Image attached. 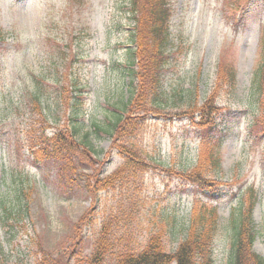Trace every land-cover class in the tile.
<instances>
[{"label":"rangeland","instance_id":"rangeland-1","mask_svg":"<svg viewBox=\"0 0 264 264\" xmlns=\"http://www.w3.org/2000/svg\"><path fill=\"white\" fill-rule=\"evenodd\" d=\"M170 1L173 67L168 84L178 91L171 92L169 107L175 110L190 101L204 102L220 64L233 65L237 85L220 100L228 108L221 120L222 167L214 195L197 196L193 187L161 170L147 174L144 203L152 207L153 214L142 218L137 238L143 243L160 227L156 213L172 209L178 227L172 243L183 239L194 202L202 196L204 203L219 209L213 256L216 264H228L231 213L247 190L255 187L261 200L252 212L258 233L253 251L264 258V133L254 124L251 101L252 75L261 56L264 0ZM120 2L123 0H0V236L13 263L30 264L38 243L53 251L70 241L74 225L96 201L82 190L65 191L53 162H32L25 142L26 100L38 81L49 91L44 96L47 115L53 119L57 111L52 59H56L58 47L67 49L70 58L76 55L72 70L85 83L88 121L77 139L82 141L88 133L87 145L95 153L86 151L80 158V175L85 178L96 170L112 173L121 164L116 153H110L111 139L97 136L91 128V123L105 121L129 99L128 80L120 67L123 31L128 26L116 12ZM81 32L84 36L80 37ZM197 132L180 120H154L148 124L142 144L171 170L195 162ZM21 189L24 196L18 194ZM117 198L118 194L116 204ZM4 206L14 209V218L6 220ZM85 248H89L88 242Z\"/></svg>","mask_w":264,"mask_h":264},{"label":"trees","instance_id":"trees-1","mask_svg":"<svg viewBox=\"0 0 264 264\" xmlns=\"http://www.w3.org/2000/svg\"><path fill=\"white\" fill-rule=\"evenodd\" d=\"M172 10L170 0H123L116 4L118 16L128 24L123 31L120 67L128 80L129 99L121 108H115L105 121L91 123L97 136L111 139L110 153L115 152L121 160L112 173L96 170L85 178L80 175V158L87 154L86 151L95 152L87 145L88 133L82 141L77 139L88 121V113L85 83L81 75L72 70L74 61L78 60L76 55L70 58L67 49L58 47L56 59H52L57 100L53 119L45 110L44 96L49 91L43 82L34 84L33 91L27 96L24 134L32 162L40 165L42 161H52L58 171V182L65 191L82 190L96 199L74 225L70 241L53 251L38 243L30 264H216L213 255L219 209L201 199L213 196L220 185L217 179L222 167L220 128L228 108L220 100L234 92L236 70L232 64H220L215 85L204 102L190 101L185 108H170L169 96L178 91L168 84V72L173 67L170 52ZM260 45V62L251 81V101L254 102V124L264 133V26ZM154 120H180L198 131L194 163L170 170L154 157L153 151L142 144V136ZM262 148L264 151V144ZM156 170L193 187L197 196H204L195 200L186 235L175 244L172 238L177 236L178 227L176 212L172 209L156 213L160 227H155L143 243L137 238L142 218L153 214L152 207L144 203V195L146 176ZM24 192L21 189L18 194L24 196ZM116 194L119 197L117 204ZM260 200L257 189L251 187L233 209L228 264H264V258L253 251L258 233L252 212ZM4 210L7 221L14 218L13 208L4 206ZM87 242L88 249L85 248ZM3 245L0 236V264H24L13 263Z\"/></svg>","mask_w":264,"mask_h":264}]
</instances>
